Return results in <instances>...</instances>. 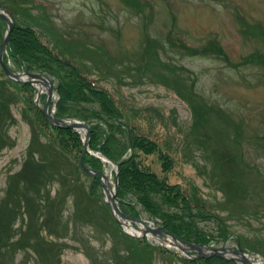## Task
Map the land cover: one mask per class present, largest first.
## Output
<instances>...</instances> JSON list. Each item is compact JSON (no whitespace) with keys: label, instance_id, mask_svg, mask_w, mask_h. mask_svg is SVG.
<instances>
[{"label":"rangeland","instance_id":"374dc122","mask_svg":"<svg viewBox=\"0 0 264 264\" xmlns=\"http://www.w3.org/2000/svg\"><path fill=\"white\" fill-rule=\"evenodd\" d=\"M141 1L149 5L136 9L125 0H0L19 10L17 13H22L27 22L39 21V26L34 27L52 45L59 35L68 37L70 42L85 40L95 50L104 47L107 55H99L105 59L103 64L110 73L101 83L111 90L138 131L160 143L165 153L169 152L172 166L164 173L158 151L142 154V162L160 176L167 175L170 183H181L191 202L207 206L206 212L211 217H199L196 222L203 233L211 236L210 241L220 242L218 239L224 237L221 226L225 225L227 232L239 236L245 247L263 255L264 55L257 59L253 51L264 53V0ZM153 3L158 4L155 10ZM218 35L217 43L231 57H224L215 49L199 51L206 55L192 57L197 49L182 42L184 39L194 46L204 40H215ZM150 36L156 41H146ZM73 48L76 56L83 58L81 52L86 49L80 44ZM13 66L20 68L15 63ZM90 67L100 75L89 63L88 72ZM187 67L195 73H190ZM8 80L0 65V93L15 94L9 104L14 116L10 133L17 139L14 148L0 151V199L6 193L8 175L23 166L32 136H36L22 102L30 93L20 92V99ZM198 90L206 97L203 99L206 106L212 108L207 118L205 112L195 111L181 96L191 91L199 97ZM52 141L54 135L43 130L38 144L40 151L47 146L48 152L41 175L52 185L49 191L39 195L32 191L29 196L38 207L39 200L44 203L48 192L51 196L60 193L62 178L68 183L81 179L79 189L68 196L63 214L55 222L67 230L62 232L63 236L51 237L49 233L55 230V224L48 227L49 222L40 211L36 225H32L31 219L19 217L18 236L25 225L22 228L29 231L31 226V233L37 230V236H31L34 239L49 235V241L64 242V249L56 247L62 264H185L159 253L154 247L161 243L155 244L151 238H143V243L149 246L140 247L137 252L135 238L121 237L123 230L115 224L103 188L100 186L97 197L89 198L86 194L90 192L91 177H86L82 168L77 169L79 160H70L67 165L64 163L67 161L58 158ZM39 154L35 156L37 159ZM104 167L114 181L112 167L108 164ZM70 169L73 173L67 176ZM137 209L148 218L141 206ZM85 210L90 220H85ZM227 242L232 247L237 244L233 239ZM27 247L31 257L24 258L21 246L14 251L18 257L13 264L37 263L33 252L36 246Z\"/></svg>","mask_w":264,"mask_h":264},{"label":"trees","instance_id":"16d2710c","mask_svg":"<svg viewBox=\"0 0 264 264\" xmlns=\"http://www.w3.org/2000/svg\"><path fill=\"white\" fill-rule=\"evenodd\" d=\"M125 1L136 8L137 6L146 7V4L141 0ZM15 3L18 4L17 1ZM1 4L12 9L17 19L12 29L11 41L5 49V61L8 63L13 60L17 66L20 68L25 67L31 72L46 73L54 81L55 89L59 92L57 114L59 116L80 118L88 123L91 126L92 133L91 147L121 164L119 172L120 187L117 197L123 211L131 216L138 217L140 216V211L137 209L139 205L142 211L160 220L168 230L180 237L199 243L211 242V238H209L211 236L203 233L196 222V218L211 217V214L206 212L207 206L191 202L181 183H170L167 175L165 177L160 176L152 171L146 163L142 162V154H154L158 151L160 152V160L163 162L164 173L167 174V170L172 166L169 152L166 151L165 153L161 149L160 143L152 141L149 135L140 133L137 125L126 115L124 107H120L112 93L100 83L99 80L104 79L110 73V69H107L103 64L104 58L100 57V55L106 56L105 51L107 50L104 47H102V50H95L85 40L70 42L68 37L63 38L59 35L55 37V43L52 45L44 34L34 27V25L39 26V21L37 24L33 22L31 24L26 21L22 13H17L20 12L19 10L10 5L8 7L3 3ZM151 6L155 10L158 4L153 3ZM142 8L139 10L144 11L145 8ZM6 27V21L0 16V46ZM73 38L77 39L78 37ZM146 40L151 41L149 38ZM78 44L86 49V52H81L83 58L80 61H78L77 53L73 48ZM193 49H197L195 53L207 51V48L198 49L194 47ZM211 49H218L222 52V48L218 45L213 46ZM98 56L99 59H97ZM87 63L99 70L100 75L97 72L94 73L92 67L87 73ZM100 65L106 67V69L101 68ZM90 73L97 74L98 77L92 78ZM8 82L12 84L11 88L14 86L20 99L22 96L20 92L30 93V96H24L22 102L25 104L24 114L30 118L29 121L32 122L30 123L33 125L36 136H33L29 144L23 166L8 177L6 193L0 199V264L15 263L18 255H14V251L20 249L21 246L25 250L24 255L26 256L24 258H30L32 252L29 251L27 246L33 248V245L36 246V250L33 248V252L36 254V264H62L61 254L58 253L56 247L64 249V242L49 241L47 238L49 235L52 237L53 234L56 238L64 235L62 232L67 229L63 226L61 228V224H55V222L59 215L63 214L68 196L79 189L82 180L71 179L68 183L67 180L62 178V188H59L60 193L57 196H51L48 192L44 203L38 199V207L29 194L34 191L39 195L45 190L49 191L52 185L50 180L44 179L41 175L44 170L42 164L47 160L46 152H48L47 146L40 151L41 147L38 144L43 130L46 129L51 135H54V141L51 144L54 148V154L58 155V158L63 159V161H67L64 162L67 165L71 163L70 160H80L84 149L82 136L74 128L56 127L50 124L46 115L34 104L35 87L33 85L25 82L16 83L10 79ZM13 95L15 94L11 95L6 92L3 93V91L0 93V151L5 147H13L16 142L9 132L14 121V116H12L9 109ZM182 95L185 99H188L195 111H201V114L205 112L204 118H207L212 108H208L202 98L194 96L191 91ZM43 101H45V95ZM38 153H40V159L35 157ZM85 155L86 164L101 172L104 170L103 160L93 154L86 153ZM63 167L69 168L65 165ZM77 169L81 170V166ZM72 173L73 169H70L67 176H71ZM53 175L52 173L50 176ZM85 176L90 177L87 174ZM91 181L88 189L90 192L86 195H90L89 198L93 199L97 197L99 192L100 177L98 175L91 177ZM75 183H78V185H74ZM82 189L86 190L85 188ZM227 195L229 199L230 194ZM234 195L236 196V192ZM194 210H198L202 214L196 213ZM40 211L43 212L46 221L49 222L48 227L55 224V230L52 232L48 230L49 235L42 237L40 240L31 237L32 235L37 236V230L31 233V226L28 231L27 229L24 230L25 225H23L24 229L21 227V233L18 236L16 222L19 217L31 219L32 225H36L35 220L38 218V212ZM84 214L87 216L85 220H90L87 210ZM115 224L118 225L117 222ZM118 227L120 228L119 225ZM221 231V235L228 236L225 225L221 226ZM121 237L129 239V235L125 233H122ZM143 241L144 239L135 240V250L137 252L140 247L149 246ZM66 246L69 247L70 244L66 243ZM154 248L158 249V252L164 256L166 254L170 258L180 259L185 264H233V262L220 257H204L193 260L181 258L174 250H169L164 246L160 245Z\"/></svg>","mask_w":264,"mask_h":264},{"label":"water","instance_id":"95a60500","mask_svg":"<svg viewBox=\"0 0 264 264\" xmlns=\"http://www.w3.org/2000/svg\"><path fill=\"white\" fill-rule=\"evenodd\" d=\"M0 15L7 20L8 22V28H7V32L3 38V42L1 44L0 47V62L2 64L3 69L5 70V72L8 74V76L11 79H15L17 81L23 82V81H29V82H39L42 83L44 85H46V93H48L47 99H46V105L44 107H41L43 112L45 114H47L48 118L50 119V121L53 124H56L57 126H65V127H74L76 129L79 128H85L86 129V137L84 140V145H85V152L89 151L90 149V144H89V140H90V136L91 134L89 133V127L81 122V121H75L73 119L70 118H60L57 116V114L54 111H50V105H51V101H53V95L56 93L54 88H53V82H51V80L47 77L44 76L40 73H31L28 70H25L23 75H21L19 72H16L14 70H11L7 63L4 60V54H5V48L8 45V43L11 41L10 40V36H11V32H12V28L15 25V21L16 19H14V16L11 14L10 11H8L5 8H2L0 6ZM26 76L32 77L31 79H26ZM41 91H39V96ZM112 162V161H111ZM114 162V161H113ZM117 165V171H116V182L114 183V190H111L108 182H106V180H108V176H106L105 174H103L104 179L102 181V186L104 187V191H105V195L107 197V201L110 205V208H112L113 213L115 218L118 219V221L120 222V224L124 227V229H126L127 226H129L132 229H138L135 226L132 225V223L129 222H125L127 220L130 221H135L136 223L139 222L141 223L144 228H142L144 234H147L149 232L153 233L154 235H156L157 237H161V238H165L166 237H172L173 240L176 242V247L181 249V255H190L192 257H212L214 255L220 256V257H228V258H232L231 256H227V254L229 252H233V253H239L241 256H243V262L245 264H254V262L250 261L248 258V255H245L243 253L244 248L242 246H240V249H232L229 247H211L208 245H201V244H197L195 242H188L185 239H183L182 237L177 236L176 234H174L172 231L167 230L166 227L164 226H150L149 224H147V221L143 218H133L131 216H128L127 214L125 215V213L122 211L121 207L118 204L117 201V192L119 189L118 186V182H119V169H120V164H116ZM81 166H83V168L90 174L92 173H96V170H94L93 168L91 169L90 167L86 166L84 163V157L81 158ZM128 229H126L127 231ZM194 250L197 254H190V251ZM234 259V258H233Z\"/></svg>","mask_w":264,"mask_h":264},{"label":"bare ground","instance_id":"6f19581e","mask_svg":"<svg viewBox=\"0 0 264 264\" xmlns=\"http://www.w3.org/2000/svg\"><path fill=\"white\" fill-rule=\"evenodd\" d=\"M167 241V240H166ZM168 243H170L169 241H168ZM172 243V242H171ZM255 264H264V263H262L261 261H259L258 263H255Z\"/></svg>","mask_w":264,"mask_h":264}]
</instances>
